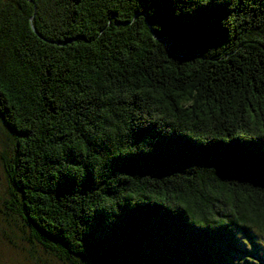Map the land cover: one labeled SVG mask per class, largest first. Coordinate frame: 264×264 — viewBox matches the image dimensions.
<instances>
[{
  "label": "trees",
  "instance_id": "trees-1",
  "mask_svg": "<svg viewBox=\"0 0 264 264\" xmlns=\"http://www.w3.org/2000/svg\"><path fill=\"white\" fill-rule=\"evenodd\" d=\"M0 123L31 264H264V0H0Z\"/></svg>",
  "mask_w": 264,
  "mask_h": 264
},
{
  "label": "rangeland",
  "instance_id": "rangeland-1",
  "mask_svg": "<svg viewBox=\"0 0 264 264\" xmlns=\"http://www.w3.org/2000/svg\"><path fill=\"white\" fill-rule=\"evenodd\" d=\"M2 138V126L0 123V139ZM1 149V144H0ZM7 186V181L4 176L3 167L0 162V192H4L5 187ZM3 221V217L0 214V230H7V224ZM16 245L22 249L27 247L26 244L15 241ZM23 250V249H22ZM44 257V255H41ZM0 262L2 264H31L29 260L23 255L22 251L17 248H14L6 238L2 237L0 233Z\"/></svg>",
  "mask_w": 264,
  "mask_h": 264
},
{
  "label": "snow or ice",
  "instance_id": "snow-or-ice-1",
  "mask_svg": "<svg viewBox=\"0 0 264 264\" xmlns=\"http://www.w3.org/2000/svg\"><path fill=\"white\" fill-rule=\"evenodd\" d=\"M237 243L239 244V243H241V242L238 240Z\"/></svg>",
  "mask_w": 264,
  "mask_h": 264
}]
</instances>
